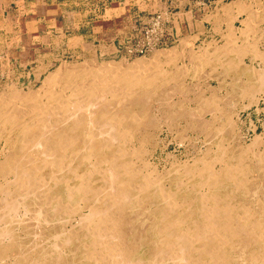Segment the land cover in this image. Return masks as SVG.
Returning <instances> with one entry per match:
<instances>
[{
	"label": "bare ground",
	"instance_id": "1",
	"mask_svg": "<svg viewBox=\"0 0 264 264\" xmlns=\"http://www.w3.org/2000/svg\"><path fill=\"white\" fill-rule=\"evenodd\" d=\"M246 8L250 9L249 5ZM250 17L251 13L242 22L245 28L233 29L235 26L226 24L229 28L224 37L228 41L213 47L216 56H206L210 54L207 45L198 52L189 47L191 70L184 64L174 66L182 68L181 75L183 71L187 75L191 72V77L197 78L204 65L215 61L211 70L215 71L213 78L218 88L224 77L233 73L240 95L247 98L242 109L254 104L259 111L264 110L258 106L264 99V50L257 48L255 40L259 36L254 41L247 40L249 26L253 25ZM242 35L246 39L242 40ZM181 43L188 42L181 38ZM227 51L236 57H226ZM152 53L149 59L129 63L122 58L96 65L90 61L69 63L67 67L61 64L34 92L26 94L11 85L0 93V138L4 140L0 159V264H6L3 259L8 254L4 252L19 247L23 249L17 256L13 253L15 257L9 264H264V134L257 133L256 125H252L249 143L235 145L230 151L232 146H226L224 138L234 136L236 126L229 121L232 114L228 121L212 129L213 122L222 120L225 114L220 89L204 84L197 85V92L191 93L184 80H178V84L170 78V71L157 67L162 60V64L174 62L181 52L174 47ZM245 56L251 61L262 59V68L247 64ZM249 74L255 77L253 83L245 79ZM255 91L263 93L260 98L252 96ZM175 93H180V98L171 100L170 95ZM191 102L195 105L191 106ZM154 105L166 109L161 117L169 128L175 120L185 119L197 138L203 135L202 142L207 141L211 130L216 136L211 137L216 140L206 146L202 155L191 159L194 161L190 166H185L184 161L178 163L175 187L166 191L159 185L162 171V175L156 173L151 162L144 160L140 161L144 166L137 168L134 160H140L148 144L147 128L155 122L148 108ZM227 124L229 134L223 133L227 134L223 138L221 133ZM138 132L137 145L130 148L126 144H131ZM245 157L252 163L244 162ZM253 169L256 176L248 179ZM189 176L198 179L185 184ZM152 198L163 199L166 207H160ZM71 201L75 202L73 207L68 206ZM34 202L39 205L35 211L34 204L30 208ZM146 203L147 211L151 209L153 215L152 219L144 216L149 232L141 224L135 225V217L132 222L126 218L130 215L126 214L128 209L146 210ZM42 204L48 209H42ZM85 208L87 212L81 214ZM30 211L37 218L44 215L40 219L45 224L63 212L69 214L66 221L55 224L60 230L48 249H39L41 245H36L39 250L33 249L29 242L30 250L25 252V244L17 238L15 229L21 230V235L34 228L27 223ZM148 240L152 247L144 259L146 251L142 247ZM72 245L76 246L74 250H70ZM68 253L72 255L70 262L65 259Z\"/></svg>",
	"mask_w": 264,
	"mask_h": 264
},
{
	"label": "rangeland",
	"instance_id": "2",
	"mask_svg": "<svg viewBox=\"0 0 264 264\" xmlns=\"http://www.w3.org/2000/svg\"><path fill=\"white\" fill-rule=\"evenodd\" d=\"M97 1L99 0H87V4L82 5V2L79 0H68L69 5H70V8H68L69 10L56 11V13L54 14H46L44 9L43 10L39 9L38 11H36L35 16L28 18L29 20L34 21L33 26H26V27H20V28L16 27L15 29H13L14 32L9 30L6 33V35L1 36L0 37V50H2V52L0 54V93L6 91L8 87H10L11 85H13V87H16V89H18L19 91L24 92L26 94L30 92H34L42 85L41 84L43 82L42 80H44V78L48 75V73L55 70L57 66L59 67L61 64L62 65L64 64L67 67L70 65L69 63H71L72 65L73 64L80 65L79 61L81 63L90 61L89 62L90 64L92 62V65H96L100 63L101 61L102 62L118 61V59H122V58L124 60L123 61L124 63H129L130 61L132 62L135 59H143V60L149 59L152 56L153 54L152 52H154V50H161V49L167 50L168 48L170 49V48L175 47L176 49L179 50V52H181L180 57L177 58L178 60L176 59L174 61L175 63L174 62H170V63L164 62V64H162L163 63V60H162L159 62L161 64L157 65L158 69H165L167 71H170L171 72L170 78L172 79V81L176 80L178 84L180 82L178 80L180 79L182 81L184 80V83L186 82L185 84H187L192 89L191 93L193 94L197 92L199 85L201 86L204 84L205 85L211 84V88L216 89V90L220 89L219 94L221 96H224L225 98L224 102L222 103H224V113L227 114V117L224 114V117L222 116V120H216L215 122H213V124L215 125L212 126V129L216 128V125L217 127L220 126L221 121H226L227 118H230L229 115L232 114V116L230 115L231 116L230 120L229 119L228 120L231 121L232 123H235V126H236L235 128L236 131L234 130L233 138H230L231 135L228 132L229 124H232L231 122H228L229 123L227 124L228 126L225 127L223 132L221 133V134L227 133L230 135V136L227 134L222 135L223 138L226 135L228 136L229 140L226 136L224 140H226L227 142H224V140L223 142L226 146L229 144L230 146H232L230 147L232 148L230 151L233 150V147H235V145H238L240 143H249L250 138L253 136L252 128H250L252 125H256L255 130L257 133L264 134V110L260 109L259 111H257L255 108L256 106L254 104H252L250 107L242 109L243 107L242 105L247 102V98L245 96L240 95V87L238 85L239 83H236L235 81L236 77L233 75V73L229 72V74H227L224 77V80H225L224 83H222L220 85V88H218L217 81H215L213 78L215 71L212 72L211 70V68L216 63L215 61H211L210 63L207 64V66L204 65L203 66V68L205 67L204 70L202 69V73H200L197 78H192L190 75L191 72L187 75L183 71V75H184L183 76L181 75L182 73H180L182 71V70L180 71V69L182 68L178 70V68L175 67L176 65L181 66V64L182 65L184 64L185 68H187L188 70H191V66L189 65L191 64V60L189 58V51L191 48H192L191 51L194 50V52L196 51L198 52L199 48L201 47L203 48L204 46L207 45L209 47L206 46L205 48H208V52H210V54L206 53V56L209 55L210 57L211 54H212L211 57L216 56L212 52L213 47L224 46L223 43H226V41H228L226 37H225L226 38L225 42L209 40V39H204V38L197 39L195 37L184 38L186 42L188 43H185L186 45L185 44L183 45L181 43V38L183 39V37H180L178 40L176 37L170 38L169 35H166V31L162 26L161 18L159 14H154L153 16L146 17L147 16L146 14H140L135 11V12H130V13L119 14L118 17H113L112 19L101 20L99 19L100 16L103 15L101 12V4H100V1L99 3H97ZM96 19H99V20L96 21ZM251 22L253 23V25L251 24L249 26V28L251 27L249 29L251 31H249L250 33L248 34L247 40H250V41L253 39L255 40L256 37L259 36L258 39H256L255 41H256V44L258 45L257 46L258 50H261V52H263L264 50V28H257L253 19ZM257 31L260 35L257 33ZM30 33L32 34L30 35ZM250 36L252 39L249 38ZM241 38L243 40V38H245V35H242ZM193 39L194 41H192ZM229 53H226L227 55L226 57H229V58L236 57L235 54L232 53L231 51ZM223 55L225 56V52L223 53ZM244 60L247 64L253 65L256 68L258 67L257 69H261L263 66V60L260 58H256L253 61H251L249 56L248 57L245 56ZM76 62L78 64H76ZM219 71L221 72V69H219ZM207 74H208V77H207ZM172 75H174V77ZM254 78L255 77H252L251 74H249L246 76L245 79L253 83V81L255 80ZM171 79H169L168 81H170ZM166 87H169V85H167ZM262 94L261 92L255 91L252 94V96L254 98H257V97L260 98ZM177 98H180V93H175L174 95L173 94L170 95L171 100H176ZM192 104L195 105L193 102H191L190 105L193 106ZM231 104L233 105L232 108H231ZM258 106L260 108H264V99H261V101H259ZM156 107L157 105L156 106L154 105L148 108L149 115L150 117L155 118V122L153 123L154 125L152 127L150 126L149 128H147L148 132H150L149 135L150 134L152 135L150 136L148 135L149 141L147 145L145 144V148H146L145 152L142 157L140 156V160L134 159L135 157H133V159L136 161L135 166H137V168H141L142 166H144L142 165L143 163L141 164V162L144 160L147 163L151 162L150 164L154 168V171H157L156 173L160 174L162 171V174L163 173L164 174H163V177L161 178L159 185H161L162 186L161 188L164 191H166L169 189L170 190L174 189L175 187L174 181L179 176V172H177V170L175 169L177 168L176 166L178 165V163H181L184 161V163L186 164L185 166L187 165L190 166V164H192L191 162L194 161V160L191 161V159H195L199 155H202V153H204V150H206L207 148L206 146H208L210 143L212 144L216 140L214 138L216 136L214 132L211 130V132L208 134V137L206 138L207 141L203 140L204 142H202L201 139L203 138V135H200L199 138H197V133L195 131H191V129L189 128V124L186 122L185 119L175 120L173 123V126L169 128L168 123L164 120V117H161L163 112L166 109L161 110V109H157ZM208 117H209V114H207L206 118L208 119ZM225 117L226 119L224 120ZM217 121L219 124L217 123ZM136 134H134V137L132 138L133 140L131 143L132 145L130 143L126 145H128L129 147L130 146L135 147L137 145V138H139L140 133L138 132ZM212 136L214 137L211 138ZM180 138H182L183 140ZM230 139L231 140L234 139L233 142H231ZM3 141L4 140L0 138V159L3 156L2 155V149L4 147ZM170 161H173V162H170ZM248 161H250V159L248 157H245L244 162L252 163ZM84 167L86 168L85 165ZM163 170L166 172H164ZM145 171L146 170L142 169V172H145ZM250 176H254V177L256 176V171H254V169L253 171H250V173L247 175V178L249 179ZM93 177H96V176L93 175ZM197 179H198L197 176H192L191 178L189 176V179L185 181V184H190L191 182ZM252 186L251 188H253ZM61 190L62 189L59 188V191ZM238 195H240V192H238ZM240 198L241 197L238 196V199ZM154 199L158 200V205L160 207H163V208L166 207L165 205L166 202L163 199L152 198V200ZM74 203H75L74 201L73 202L71 201L68 206L73 207ZM33 204L35 207L33 208V211H35L36 209H38L39 205L36 206L37 203L34 202L30 205L31 209L33 207ZM47 207L49 206L44 205L42 209L44 208L46 209ZM146 207H147V203L145 205L146 210L142 209L140 211V210H137V208L128 209V212H126V214L129 213L130 215L128 216L127 214L128 217L126 216V218L127 220L130 219L129 222L131 220L132 221L136 220L135 225L141 224L142 228L146 232L147 231L149 232L150 230L148 228L149 222L145 221L144 216H146L145 214L150 215L151 218L149 219H152L153 215L151 216L152 210L150 209L147 211ZM33 211H30L28 213L29 215H27V217L29 216L27 223L30 226L34 227L31 229L29 227L30 229L29 231L31 232H28L29 234L25 232H21L22 234L20 235L19 232L21 230L20 231L18 229L14 230L16 234H18L17 238L19 239V241H21V244L24 243L25 247L27 244L26 248L23 246L25 249V252L30 250V248H28V245L30 246V244L33 246V249L36 248V245H38L37 247L41 245L39 249H42V248L48 249L49 247H51V243L55 239L53 238L54 234L59 232L60 230L59 227H57L58 226L57 222L60 223L62 221H66V219L69 217V214H66L64 212L62 213L63 215L60 214V217L62 216L63 218L62 217L60 218L59 216L56 215V217H59V218L49 220L48 223L50 222L49 223L50 228H48L49 224H47L46 222L47 224L46 225L44 222V219H40L44 215L38 218L34 217V215L31 214V212L34 213ZM139 211L143 213L144 215L143 214L140 215ZM85 212H87V208L82 209L80 213L85 214ZM47 213H48L47 215L50 217L55 216L54 214H51L50 212H47ZM153 213H157V212L154 211ZM171 213H174V212H171ZM136 214L138 217L136 216ZM78 216L79 214H77L75 218H77ZM33 219L37 220V223L38 222L40 223L37 224ZM42 220H43V223H42ZM36 224H37V227H36ZM43 224H45V226L47 227H44ZM67 227H69V225ZM34 229L36 230L33 232ZM38 233H40V235H36ZM127 233L130 234L129 231ZM22 236H25V237H22ZM149 238L151 239V235ZM149 241L150 240L144 243L142 247V249H145L146 251V255L144 254V256H142L144 259L148 258L149 250L152 247V244ZM73 247L74 249L76 248V246L72 245L70 250H74L72 249ZM19 248H15L16 250L12 249L9 252L8 251L4 252L5 254L7 253L8 255L7 257L5 256L3 261L4 262L6 261L5 262L6 264H9L11 260L13 261L15 257L14 255L16 254L18 255L20 253L19 251L23 249L22 248L19 250ZM147 250H148V253H147ZM72 252L73 251H70L71 254ZM70 253H68L65 257L66 261H69V262L72 257ZM85 264L87 263L85 262ZM144 264H149V263L145 262ZM152 264H156V263H152ZM164 264H171V263L166 262Z\"/></svg>",
	"mask_w": 264,
	"mask_h": 264
},
{
	"label": "crops",
	"instance_id": "3",
	"mask_svg": "<svg viewBox=\"0 0 264 264\" xmlns=\"http://www.w3.org/2000/svg\"><path fill=\"white\" fill-rule=\"evenodd\" d=\"M79 1L82 2V5L87 4V0ZM99 1L101 4V12L103 14L99 18L101 20L112 19L113 17H118L119 14L135 11L140 14H146V17L153 16L154 14H159L162 26L166 31V35H169L170 38L176 37L178 40L180 37H195L197 39L204 38L215 41H223L225 40L224 36L225 34H227L229 28L228 26L232 25L231 28L235 26L233 29L245 28V24L242 22L245 21V19L249 18L250 13L252 16L250 17V19H253L255 23L258 22L256 23L257 28H264V0ZM99 1H97V3H99ZM247 4L249 5L251 12H249L250 9L246 8L248 6ZM243 5L247 6L245 7ZM68 8H70L68 0H0V37L6 35L9 30L14 32L13 29H15L16 27L20 28L33 26L34 21L29 20L28 18L35 16L36 11H38L39 9H44L46 14H54L56 13V11L69 10ZM253 12H256V14ZM244 13H247V16H245ZM214 14L215 16L217 15V18L213 17ZM260 15L263 17H261ZM99 19H96V21ZM219 21H221L222 23ZM216 23H218V25ZM226 24L229 25L227 26ZM236 33L239 34L238 31ZM31 34L32 33H30V35ZM192 41H194V39ZM1 52L2 50H0V54Z\"/></svg>",
	"mask_w": 264,
	"mask_h": 264
}]
</instances>
